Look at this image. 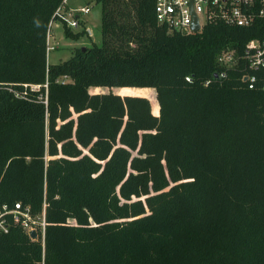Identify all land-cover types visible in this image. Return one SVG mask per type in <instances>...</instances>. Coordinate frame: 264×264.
<instances>
[{"label":"trees","instance_id":"obj_1","mask_svg":"<svg viewBox=\"0 0 264 264\" xmlns=\"http://www.w3.org/2000/svg\"><path fill=\"white\" fill-rule=\"evenodd\" d=\"M94 1L99 43L47 62L63 0H0V204L46 221L0 264H264V89L213 61L264 18L167 31L154 0Z\"/></svg>","mask_w":264,"mask_h":264},{"label":"built area","instance_id":"obj_2","mask_svg":"<svg viewBox=\"0 0 264 264\" xmlns=\"http://www.w3.org/2000/svg\"><path fill=\"white\" fill-rule=\"evenodd\" d=\"M190 1L197 18L198 27L195 30L190 28ZM87 9V5L68 8L59 5L54 9L49 27L56 19L68 27L75 26L79 22V15ZM153 12L156 21L164 25L167 31L191 32L199 30L206 22L217 20L228 25H249L255 18H264V0H154ZM48 33L49 28L47 37ZM213 61L218 67L215 76H224L227 69L235 67L240 71L239 78L247 88L264 89V35L247 39L239 49L228 45L220 48ZM184 78L189 80L188 75ZM44 206L43 200L40 210L33 212L27 203H1L0 234L6 232L10 225L17 224L30 239L39 240L42 247L46 224ZM29 230L35 232L34 237L28 235Z\"/></svg>","mask_w":264,"mask_h":264},{"label":"rangeland","instance_id":"obj_3","mask_svg":"<svg viewBox=\"0 0 264 264\" xmlns=\"http://www.w3.org/2000/svg\"><path fill=\"white\" fill-rule=\"evenodd\" d=\"M67 7H79L87 5L86 12L79 15L77 25L70 27L73 31L82 30L76 38L65 37L62 33V23L56 19L49 27L48 37L46 39V61L56 62L59 59L66 58L71 49L75 46L88 45L91 42L99 43V24H100V6L94 0H65ZM115 87L111 90L115 91ZM153 90L152 88H149ZM106 87H89L90 92L105 91Z\"/></svg>","mask_w":264,"mask_h":264},{"label":"water","instance_id":"obj_4","mask_svg":"<svg viewBox=\"0 0 264 264\" xmlns=\"http://www.w3.org/2000/svg\"><path fill=\"white\" fill-rule=\"evenodd\" d=\"M189 9H190L191 16H192V19H191V22H190V28H191L192 30H195V29H197L198 24H197V18H196V15L194 14V12L192 11V8H191V1L189 2ZM80 47L82 48L83 46H80ZM28 235H29L30 237H34V236H35V232H34L33 230H29V231H28Z\"/></svg>","mask_w":264,"mask_h":264},{"label":"crops","instance_id":"obj_5","mask_svg":"<svg viewBox=\"0 0 264 264\" xmlns=\"http://www.w3.org/2000/svg\"><path fill=\"white\" fill-rule=\"evenodd\" d=\"M63 6L67 7V5L65 4V0H63Z\"/></svg>","mask_w":264,"mask_h":264}]
</instances>
